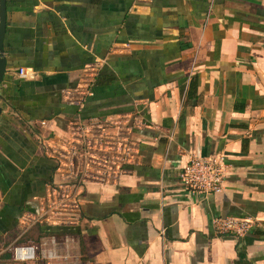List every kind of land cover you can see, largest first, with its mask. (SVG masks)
<instances>
[{
  "label": "crops",
  "instance_id": "1",
  "mask_svg": "<svg viewBox=\"0 0 264 264\" xmlns=\"http://www.w3.org/2000/svg\"><path fill=\"white\" fill-rule=\"evenodd\" d=\"M6 15L0 247L53 179L38 137L63 133L77 116L60 92L101 59L79 116L138 117L140 155L118 184L81 195L85 259L264 264V0H6ZM218 154L228 165L223 192L185 191L179 174L189 158ZM217 216L257 222L242 238L218 237Z\"/></svg>",
  "mask_w": 264,
  "mask_h": 264
},
{
  "label": "built area",
  "instance_id": "2",
  "mask_svg": "<svg viewBox=\"0 0 264 264\" xmlns=\"http://www.w3.org/2000/svg\"><path fill=\"white\" fill-rule=\"evenodd\" d=\"M103 64L97 59L87 65L79 72L74 87L60 92L61 101L76 109L77 116L63 133L38 137L42 155L55 162L54 176L37 201V211L23 213L15 238L0 247V264H90L81 252L76 232L82 219L81 195L88 185L118 184L127 168L137 164L140 149L133 134L142 125L138 117L128 113L80 118L85 102L93 96ZM18 74L23 79L28 75L24 68ZM40 127H46V122L41 121ZM227 168L223 154L192 156L180 171L179 183L190 194L217 195L223 192ZM256 222L250 216H217L211 219V227L218 237L242 238ZM41 228L74 232H41ZM33 230L39 232L27 241Z\"/></svg>",
  "mask_w": 264,
  "mask_h": 264
},
{
  "label": "water",
  "instance_id": "3",
  "mask_svg": "<svg viewBox=\"0 0 264 264\" xmlns=\"http://www.w3.org/2000/svg\"><path fill=\"white\" fill-rule=\"evenodd\" d=\"M6 0H0V103L3 102V95L1 93V85L4 80L6 70V57L4 55V39L6 33ZM2 112V108L0 106V114Z\"/></svg>",
  "mask_w": 264,
  "mask_h": 264
},
{
  "label": "trees",
  "instance_id": "4",
  "mask_svg": "<svg viewBox=\"0 0 264 264\" xmlns=\"http://www.w3.org/2000/svg\"><path fill=\"white\" fill-rule=\"evenodd\" d=\"M46 230H48V231H50V232H54V233H65V232L72 233V232H74V231H68V230H66V229H58V228H50V229H48V228H41V229H40L41 232H44V231H46ZM76 232H77V231H76Z\"/></svg>",
  "mask_w": 264,
  "mask_h": 264
},
{
  "label": "rangeland",
  "instance_id": "5",
  "mask_svg": "<svg viewBox=\"0 0 264 264\" xmlns=\"http://www.w3.org/2000/svg\"><path fill=\"white\" fill-rule=\"evenodd\" d=\"M35 236V235H34Z\"/></svg>",
  "mask_w": 264,
  "mask_h": 264
}]
</instances>
